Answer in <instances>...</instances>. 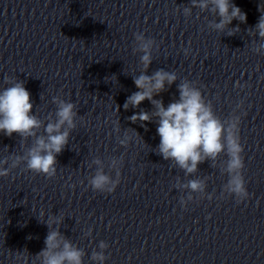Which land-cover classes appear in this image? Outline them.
I'll return each instance as SVG.
<instances>
[{
  "label": "clouds",
  "instance_id": "9594fccd",
  "mask_svg": "<svg viewBox=\"0 0 264 264\" xmlns=\"http://www.w3.org/2000/svg\"><path fill=\"white\" fill-rule=\"evenodd\" d=\"M199 8L210 11L219 17V22L210 21L208 27L218 32L227 29V35L232 36L240 31L239 26L229 28L233 20L240 23L247 22L246 14L237 7L232 0H191V7L183 8V15L190 17L192 9ZM261 11V10H260ZM250 34L258 35L264 40V11L254 28H249ZM134 52H140V64L143 70L139 75L133 76V81L138 91L127 97L123 109L129 107L137 109L145 100L152 105V110L141 109L128 119L132 123L140 122L146 129L147 123L157 124L156 132L160 142L156 153L164 160L174 161L185 174L195 173L198 165L206 160H216L221 153L227 157L226 174L229 179L225 185L230 195L238 197V202L248 198L249 193L245 187L243 176L244 148L241 143L240 115H231L222 120L214 112L213 106L207 102L196 83L187 79L178 85L179 98L173 99L165 106L163 99H157L160 93L166 91L177 80V75L172 71L163 69L147 75V70L152 63V50L155 45L153 39L146 38L144 34H135ZM264 48V45H260ZM5 82L10 86L0 91V133L7 137L17 134L22 141L34 138L33 144L22 155L10 154L0 160V177H7L13 169L21 164L25 170L35 174H43L47 178L55 177L57 173V155L62 153L69 143L70 132L77 127L76 105L66 102L58 97H53V103L57 105L55 119L51 116L48 122L42 121L33 114L31 94L24 86L22 80H13L5 77ZM238 87L241 85L237 84ZM243 101L236 105V109L242 111ZM119 111V106L117 107ZM44 128L46 135H38L37 130ZM147 130V129H146ZM116 131H119L118 125ZM130 135L125 136L119 142L125 145L131 140ZM11 161V162H9ZM94 164L100 165L96 159ZM117 161H112L116 167ZM7 165V167H4ZM119 175V173H118ZM120 183L119 179H112L102 168H97L95 174L88 180L93 191L112 193ZM193 192L201 191L204 187L202 180H190L187 184ZM45 213L41 211L38 219L44 223L48 232L44 240L45 247L34 256L33 264H84L85 251L74 245L69 238L64 236L59 227L63 218L53 215L44 219ZM99 251H93L91 260L96 264H104L108 258L104 250L108 244L101 241ZM27 259V258H26Z\"/></svg>",
  "mask_w": 264,
  "mask_h": 264
}]
</instances>
